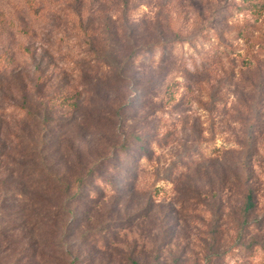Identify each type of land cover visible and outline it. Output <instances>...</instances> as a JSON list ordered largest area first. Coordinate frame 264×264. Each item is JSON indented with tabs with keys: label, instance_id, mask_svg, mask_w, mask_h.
I'll list each match as a JSON object with an SVG mask.
<instances>
[{
	"label": "rangeland",
	"instance_id": "1",
	"mask_svg": "<svg viewBox=\"0 0 264 264\" xmlns=\"http://www.w3.org/2000/svg\"><path fill=\"white\" fill-rule=\"evenodd\" d=\"M0 264H264V0H0Z\"/></svg>",
	"mask_w": 264,
	"mask_h": 264
},
{
	"label": "trees",
	"instance_id": "2",
	"mask_svg": "<svg viewBox=\"0 0 264 264\" xmlns=\"http://www.w3.org/2000/svg\"><path fill=\"white\" fill-rule=\"evenodd\" d=\"M176 41V40H173L171 41L172 43ZM170 42V43H171ZM152 50V49H151ZM23 105V104H22ZM22 105H19V106H16L15 108H17L16 110L20 111V110H23V108L25 106H22ZM44 107V110H42L41 112L44 114L46 113V119H48V123L49 122H52L51 121V116L49 115L50 113L48 111H51V108H49V102L46 101L45 103H43L42 105ZM72 106V104L69 106V108ZM52 112V111H51ZM54 122H56V120H54ZM25 156V153L24 154H21V157ZM120 160V159H119ZM21 162H24L23 164L19 165V172L21 173V171H23V169H25L26 165V160L24 161H21ZM108 166H110L111 169H114V170H118V173L120 174L121 172V167H115V164L114 163H108V164H105ZM50 169H53L51 168L50 166H48ZM106 170L104 169V167H95V168H89L87 170H81V173H80V176L78 178H75L73 179L71 182H68V181H59V178L60 176H63V175H58V178H57V172L56 170H52V171H48V179H46V181L50 182L52 184V186L54 187L55 190H59L58 192H60L61 194H64V195H70L71 191L75 188V192L70 195V198H79V200L82 198V196L85 194V191H87V193H90L92 192V188H94L95 184L97 183H100L101 185H103L105 188L108 186L112 189V186L114 187V184L112 182L111 179H108L106 178V180H104L103 176H102V173L103 171ZM55 174L54 176L52 174ZM118 174V175H119ZM23 174L21 175L20 179L21 181H18V187L16 186V190H18L19 192H23V187L22 186H25V179L22 178ZM102 182L105 184H102ZM16 183V184H17ZM116 190V188L114 187V191ZM103 192L95 195L94 197L95 198H101L103 197L105 194H102ZM247 199V203H246V206H245V211L246 210H249L250 207L253 206L252 202H251V196L250 195H247L246 197ZM47 205L50 206V202L49 200H45ZM64 206H58L57 209H59V212L61 211V208H63ZM57 211V210H56ZM55 211V212H56ZM57 212V213H59ZM62 212V211H61ZM51 220L50 217H48L45 221L46 222H49ZM46 224H43V231H45L46 233V236L49 234V235H52L54 232H56V234L60 231L58 230L59 228L58 227H53V226H46ZM64 232V231H63ZM62 232V233H63ZM60 235L57 234V237H59Z\"/></svg>",
	"mask_w": 264,
	"mask_h": 264
}]
</instances>
